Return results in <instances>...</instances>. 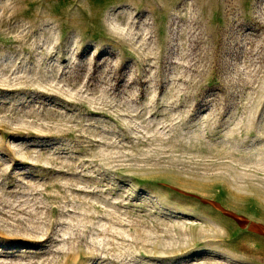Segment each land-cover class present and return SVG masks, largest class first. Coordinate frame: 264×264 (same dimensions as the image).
<instances>
[{
	"label": "rangeland",
	"instance_id": "374dc122",
	"mask_svg": "<svg viewBox=\"0 0 264 264\" xmlns=\"http://www.w3.org/2000/svg\"><path fill=\"white\" fill-rule=\"evenodd\" d=\"M0 264H264V0H0Z\"/></svg>",
	"mask_w": 264,
	"mask_h": 264
}]
</instances>
